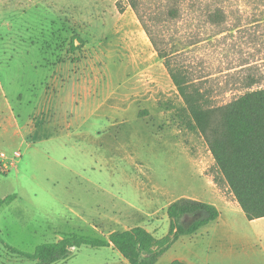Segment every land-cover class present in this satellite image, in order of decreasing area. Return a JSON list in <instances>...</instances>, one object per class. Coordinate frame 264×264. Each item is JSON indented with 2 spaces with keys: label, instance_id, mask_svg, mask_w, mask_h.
Listing matches in <instances>:
<instances>
[{
  "label": "rangeland",
  "instance_id": "374dc122",
  "mask_svg": "<svg viewBox=\"0 0 264 264\" xmlns=\"http://www.w3.org/2000/svg\"><path fill=\"white\" fill-rule=\"evenodd\" d=\"M195 1L197 12L177 23L158 16V37L177 52L173 64L205 106L264 88V0H223L229 29L259 20L238 34L208 25L199 9L213 1ZM70 85L77 93L68 97ZM1 92L26 131L24 142H0V201L15 196L0 207V264H40L7 246L33 253L71 234L107 238L143 227L160 242L179 200L213 205L220 216L181 236L157 264H264V237L250 227L128 0H0L3 103ZM53 264L130 263L113 248L82 247Z\"/></svg>",
  "mask_w": 264,
  "mask_h": 264
},
{
  "label": "trees",
  "instance_id": "16d2710c",
  "mask_svg": "<svg viewBox=\"0 0 264 264\" xmlns=\"http://www.w3.org/2000/svg\"><path fill=\"white\" fill-rule=\"evenodd\" d=\"M201 4L199 9L208 25L221 33L249 32L257 27L259 20L249 25L237 23L228 28L229 11L223 0H211ZM144 30L151 39L160 58L182 96L192 117L193 127L199 129L207 139L214 156L218 171L229 185L241 210L249 221L264 218V88H259L240 95L220 108H207V101L193 84L184 77L171 58L177 52L167 51L158 37V16L166 23L181 21L185 13L197 12L195 0H128ZM158 3V4H157ZM158 6V10L153 9ZM251 38V37H250ZM79 39V37L77 38ZM81 40V39H80ZM77 47L72 42V51ZM253 85V82L250 84ZM10 195L0 201V207L14 200ZM206 213L207 218L184 227L182 219L188 215ZM171 220L170 235L158 242L154 235L143 227L115 231L107 238L71 234L57 243H47L36 248L33 253L22 252L7 246L14 254L38 262L53 264L66 259L74 249L90 247L95 249L113 248L130 264H157L160 258L179 240L181 236L198 232L204 226L217 220L218 209L210 204L179 200L168 208ZM0 236V242H1ZM173 264H183L174 262Z\"/></svg>",
  "mask_w": 264,
  "mask_h": 264
},
{
  "label": "crops",
  "instance_id": "0c3cea01",
  "mask_svg": "<svg viewBox=\"0 0 264 264\" xmlns=\"http://www.w3.org/2000/svg\"><path fill=\"white\" fill-rule=\"evenodd\" d=\"M76 89L75 85H70L68 87L66 86L63 89V92H66L65 96L71 97L74 96V93H77ZM1 93L3 103H0V142L6 141L11 144L24 142L23 138L25 136L26 126L21 125L19 119L15 118L14 111L12 110L4 92ZM6 100L8 101L7 103L5 102ZM42 108H44V106L39 104L37 111L44 112L45 110ZM260 220L261 219L249 221L250 227L259 239L264 237V230L259 226ZM194 264H197V261Z\"/></svg>",
  "mask_w": 264,
  "mask_h": 264
},
{
  "label": "built area",
  "instance_id": "2783aa9c",
  "mask_svg": "<svg viewBox=\"0 0 264 264\" xmlns=\"http://www.w3.org/2000/svg\"><path fill=\"white\" fill-rule=\"evenodd\" d=\"M3 156H5V154H3ZM21 158V154L18 152V153H15V158Z\"/></svg>",
  "mask_w": 264,
  "mask_h": 264
}]
</instances>
